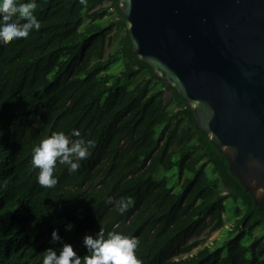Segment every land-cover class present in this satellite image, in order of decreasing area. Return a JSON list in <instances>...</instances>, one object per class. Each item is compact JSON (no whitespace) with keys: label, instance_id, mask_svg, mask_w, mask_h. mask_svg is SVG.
I'll use <instances>...</instances> for the list:
<instances>
[{"label":"trees","instance_id":"1","mask_svg":"<svg viewBox=\"0 0 264 264\" xmlns=\"http://www.w3.org/2000/svg\"><path fill=\"white\" fill-rule=\"evenodd\" d=\"M35 14L38 31L0 42V264H42L59 249L53 228L81 255L84 234L103 228L135 236L142 264H264V205L133 53L119 0H37ZM73 128L91 155L74 173L57 164L58 183L41 187L33 146ZM225 214L237 233L203 246Z\"/></svg>","mask_w":264,"mask_h":264},{"label":"water","instance_id":"2","mask_svg":"<svg viewBox=\"0 0 264 264\" xmlns=\"http://www.w3.org/2000/svg\"><path fill=\"white\" fill-rule=\"evenodd\" d=\"M133 53L264 205V0H119Z\"/></svg>","mask_w":264,"mask_h":264},{"label":"clouds","instance_id":"3","mask_svg":"<svg viewBox=\"0 0 264 264\" xmlns=\"http://www.w3.org/2000/svg\"><path fill=\"white\" fill-rule=\"evenodd\" d=\"M86 4V0H80ZM37 0H0V42L27 38L33 30H39L41 21L35 14ZM94 141L85 140L81 131L73 128L68 132L54 131L42 138L32 148L31 165L38 169L37 183L44 188H52L58 183L55 175L57 164L67 166L69 173L76 172L81 162L91 155L90 148ZM113 203V197L107 198ZM133 203V198L122 197L116 202L117 211L123 214ZM74 227L72 222L65 224L66 230ZM59 242V249L48 247L42 251V264H142L137 254L139 240L122 231H98L84 234L82 246L86 254L66 242L59 234L58 228L51 231L49 243Z\"/></svg>","mask_w":264,"mask_h":264},{"label":"rangeland","instance_id":"4","mask_svg":"<svg viewBox=\"0 0 264 264\" xmlns=\"http://www.w3.org/2000/svg\"><path fill=\"white\" fill-rule=\"evenodd\" d=\"M115 45H117V42H114ZM111 48H109L107 50V53L110 52ZM141 80V76L138 75L134 81L137 82ZM173 109H168V113H172ZM227 204H231L230 200H226ZM226 217V224L225 226L220 229L219 231L215 232L214 234H212L210 237H207L206 240L203 243V246H210V247H216L217 245H219L224 239H227L229 237H231V235L236 234V230L234 229V223L231 221H229V218L231 217L229 214H225L224 215ZM259 231L256 232V234H258ZM197 249L193 251V253H196Z\"/></svg>","mask_w":264,"mask_h":264}]
</instances>
